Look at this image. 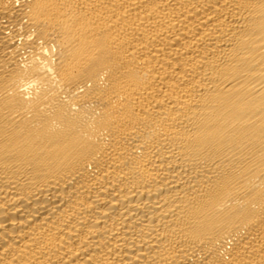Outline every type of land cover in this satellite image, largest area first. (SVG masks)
<instances>
[{
  "label": "bare ground",
  "instance_id": "1",
  "mask_svg": "<svg viewBox=\"0 0 264 264\" xmlns=\"http://www.w3.org/2000/svg\"><path fill=\"white\" fill-rule=\"evenodd\" d=\"M0 264H264V0H0Z\"/></svg>",
  "mask_w": 264,
  "mask_h": 264
}]
</instances>
